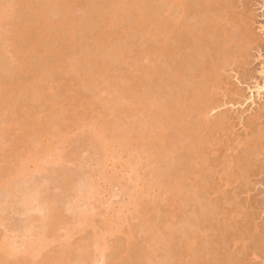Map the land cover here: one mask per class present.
Returning a JSON list of instances; mask_svg holds the SVG:
<instances>
[{"label": "rangeland", "instance_id": "obj_1", "mask_svg": "<svg viewBox=\"0 0 264 264\" xmlns=\"http://www.w3.org/2000/svg\"><path fill=\"white\" fill-rule=\"evenodd\" d=\"M10 1L0 0V81L4 77L2 80L4 82L1 83L3 85H7L14 78L18 82L19 75L12 68H17L20 62L22 65L23 59H25L23 61H29L23 62V65L26 67L29 63L31 68L30 66L25 68L22 65L27 71L30 69L28 74L23 69L25 74L21 75L20 78L29 75L27 78L30 80L31 77L32 80L30 74L34 75L32 72L36 70V62L39 61L40 63L52 56L50 53L48 54L49 58L41 55L42 58L40 59L43 60H40L38 58L39 54L34 53L35 55L31 57L29 54H33V50L27 47L28 44L25 38L22 42L17 38L21 43H18L17 40L12 42L10 38L11 33L14 32V29L18 31L19 25L26 24L30 20V17L32 18V9L33 7L35 8V1L37 0H30L33 3L31 8H27L28 11L26 10V5L23 6L22 0L20 2L14 1L15 4L20 3V5L17 6L16 4L15 8L12 5L13 11L8 10L10 7H7V3L10 5ZM40 1L41 4L47 3V0H44L43 3L42 0ZM62 1L65 2L66 0H60V5H62ZM70 1L73 2V0ZM77 1L79 0H74L76 4H72V7L71 4H68L70 6L68 15L80 21H83L82 18L85 17V21L81 22L82 25L79 27L82 28L79 29L82 31L80 33H84V31V34L87 33V36L84 35V39H89L92 33H95L93 35H97L96 33L105 35L101 36L98 34L102 38L101 42L98 43L102 45L97 44L100 46L99 48H97V45H94L95 49L97 48L98 50L95 51L98 53L96 55L92 53L91 55L95 58L100 53V59H97H104L103 61L107 64V72L104 71L106 77L101 72V74L94 73V70L91 72L87 70L88 73L85 72L83 70L85 64L82 69L83 76H80V79L83 81L79 79L81 84L77 85L78 82L75 80L72 83L70 81L71 78L79 71L78 74L82 73L81 69L79 70L78 68V64L82 63V59H80V62L77 61V66L74 65L73 67L74 63L72 62H76L73 58L75 55L76 57H81L83 51L87 54L90 50H85L86 47L84 49V46L81 47L80 43L72 39H70L71 41L68 39L67 41L66 39L63 41L61 38L60 40L62 41L55 39L56 41H54L58 42V45H62V42L63 45L65 42L67 43V48L64 47L66 44L63 46V55L56 60H53L52 57L49 59L51 62L53 61V64L50 63L51 67L48 68L47 73L42 76L39 82L35 81V76L33 79L36 83L30 80L34 85H31V89H28L30 85H27V87L23 83L24 85L22 86L24 87H21L22 89L18 88L19 91L15 87L17 85H15L14 89L17 90V96L15 95L13 98L6 100V103H3L4 106L0 103V125L2 126L0 127V264H231L229 261L233 260H237V262L233 261L232 264H264V88L260 91L257 89V86L263 84L264 81V0H232L233 6L230 13L233 18L236 17V21L239 23H230L228 28L235 36L240 30H243V32L242 35H238L237 40L230 47L229 55L231 57L228 64L221 70L218 84L211 87V95L215 100L213 105H219L212 110L207 109L205 115L198 114L199 112L192 110L189 111L188 109L185 110V113L180 114L181 108L178 106L176 107L178 110L169 108L166 113L163 112L165 109L161 104L166 103L169 105L171 102L169 97L171 98V96L169 95L167 98V96L163 97L164 95H162V90H164V87H162L164 79L162 69L166 65L154 54L158 48L157 40L139 38V33H142L140 31L133 35L130 33L131 36H129V33H118L119 38H117V32L113 33L114 36H112V31L109 30V34H107L110 37L106 34L108 30L103 33L99 29V27L104 28V25H99V22H103L105 17H100L103 18V20H100L99 17L97 19L94 15H107V12L102 14H99V12H103V7L105 6L109 9L111 3L109 5L107 3L110 0H104V3L106 2L105 5H103V1L100 2L103 6L100 7V4H98L97 7H99L95 9L90 8L88 4L93 0H80V3ZM84 1H86V5L88 4L89 10H87L86 5L82 4ZM94 1L95 3L97 2V0ZM66 2L63 4H66ZM57 3L54 5L57 6ZM43 5L46 7L45 4ZM43 5L42 7L41 5L39 6L43 13L46 12L45 15L48 18L51 20L60 18L58 16L60 12L58 11L61 10L57 9L58 6L55 9L56 6L52 4L53 8L48 4L49 7H46L44 11ZM91 7H93L92 4ZM85 10L87 12L93 10L91 12L93 15L91 24L88 21V17H92V15H87ZM82 15L84 16L80 18ZM86 19L89 24H85L88 26L84 24V22H87ZM98 20L100 21L96 24L95 21ZM89 26L94 27L89 28ZM23 29H19L21 35L22 31L23 35H25L29 33L27 29L30 31L34 28ZM79 30L77 31L78 33ZM38 34L37 36H41ZM77 34H75V37ZM106 35L109 38H106L107 40L105 41ZM78 36L77 38H80V34ZM41 38H36L39 41L43 40L42 42L40 41L41 44L36 42V45L39 44L40 48L44 47L43 50L38 49L40 50V54L45 53L46 49L51 51L46 44V37L41 36ZM84 39L81 40L82 42L89 43H86L87 46L89 45L88 48H94L91 47L90 40L86 41ZM133 40L134 42L135 40H138V42L140 40V42L134 46V43L131 42ZM60 42L61 44H59ZM75 44H78L80 47L77 46L75 48ZM130 44L134 47L131 46L129 51L128 46ZM19 49L22 50L18 51ZM38 50L35 49L34 51L37 52ZM71 50L74 54L70 52ZM20 52L21 57L23 56L21 61H19ZM28 55L31 59H29ZM26 56L28 57L27 59ZM72 56L74 57L72 58ZM94 58L93 60L96 59ZM31 62L32 64H30ZM34 63L35 70L31 71V69H34L32 68ZM71 64L72 66H70ZM39 66L37 65V68ZM86 66L93 69V66ZM168 68L169 66L167 65ZM17 69L16 71L20 70ZM12 70H14L13 73L18 78L16 76L12 78L15 75L13 73L10 77ZM168 70H166V73L168 72L171 75ZM36 73L35 75H37ZM89 73L95 74H90L93 80L88 76L85 78V75ZM8 74L9 76L7 77ZM5 76L7 78L10 77V80H7ZM128 76H132L135 79L131 87L132 89L126 88L127 85H124L123 82V79ZM77 77H74V79ZM168 77L171 79V76H167L165 80ZM16 81L9 84L13 85ZM83 82L85 83L82 84ZM109 82L111 83L109 84ZM186 83H188V80ZM111 84L123 86V89L119 91V89L117 90L118 87H113ZM179 86H170L167 89L169 90L170 88L169 92L171 93L179 91L178 94L180 96H186L184 97L186 98L184 101L185 106L192 105V100L187 94L189 90L186 92ZM71 89L78 92L83 91L84 93L82 94H78L77 92L82 97L86 93L87 97L94 98V95L97 93L100 98L99 100L97 99L96 104L94 103L95 106L94 104L91 105L94 106L93 110L90 106L87 107V105L86 108L89 111H85L84 104L78 102L76 105V100V102L74 101V106H66L64 104L58 112H55V115L54 113L50 115L48 112L50 111V100L55 98V96L56 99L57 96L58 98L62 97L59 96L61 95L60 92L67 95L65 92L70 90L71 93ZM122 91H126L127 94L130 93L128 95L131 99L138 100L139 98V102L141 100L140 105L138 107L132 105L133 110L131 108V110H126L128 108L127 101L121 99V96L117 97L119 92H121L120 95L122 94ZM70 93L68 92L69 99L72 97ZM72 94L75 97L78 96L75 92ZM86 96L84 97L86 98ZM112 97H114L115 106L112 109V113H110V107L105 104L106 100H112ZM69 99L67 98V100ZM70 102H73V100ZM159 103L161 108L159 107ZM104 106H108L109 109H106ZM140 107H143V109H139ZM116 110H120L118 112L120 116H114L117 113ZM120 112L121 114H119ZM47 113L49 114L48 116H46ZM27 114H29L30 118ZM74 114L80 115L78 120V115L75 116ZM32 115H37L42 124H45L43 121H49L48 128L45 130L47 126L44 125L43 128L42 124L40 128L43 131L41 130L40 132H38V127H36L38 129L33 130L28 125L26 128L25 125L27 126V124L25 122H30ZM67 115H69V118H66ZM25 116L30 121H27L28 119L24 121ZM100 116L105 119H101ZM156 116L159 119L166 116L169 128V133H167L170 135L167 140L172 138L175 141L174 144L173 141L168 142L169 147L167 146V149L165 146L162 147L164 149L161 150L164 153L162 154L159 150L161 156L158 152V158L146 155L144 152V150L150 149L151 145L147 144L150 142V135L153 136L156 133V130H154L156 129L154 128L156 123L151 119L156 120L157 123L160 121L159 119V121L157 120ZM201 118L206 119V124L201 123ZM32 119L36 120L35 118ZM102 120H106L107 124L112 121L109 124L114 122L115 126L119 125L117 123V120H119V123H122V127L127 126L126 129H130L131 135L134 132V136L142 134L144 129H150V131L146 130L149 132L146 133L149 136L148 142L146 140L144 141L145 143L140 141L139 144H141L139 145L133 139L134 141H130L133 146L128 145L129 148L126 146V149L123 146L124 148L122 149L116 145L117 142L115 143L114 140H110L107 145L108 148L106 147L107 152L103 148L98 149L102 146H98L90 135L92 134L91 129L101 132V128L105 127ZM37 122L39 121L37 120ZM215 122L219 123L214 126ZM51 123H56L54 124V128ZM55 126L57 128L56 134L50 136V133L47 131H51L50 129L56 130ZM121 126L118 128L123 130L124 128ZM113 128H111L112 131ZM115 129L117 130V127ZM182 130L184 131L183 135ZM108 131L110 132V130ZM151 131L153 134H151ZM185 131L188 132L190 138L193 133V137H196V140H203L211 146L208 149V155L212 159H209L208 163L202 166L205 168H202V170L205 171L201 170V173H206L207 176L212 173L211 177H215L218 173L223 172L224 166L226 168L228 165H231L229 169L233 168L231 172L234 170L238 172L234 171L235 175L227 185H223L216 178L217 176L215 178H207V182L205 183L203 182L205 179L202 176V180L199 177L200 182L198 181L202 189L197 188L201 192H198V194L196 192L197 195L195 194V191H198L197 189L191 192L190 188L195 183L189 184L193 180L189 178L191 174L190 169L187 170L188 163L190 164L191 162L188 161L190 157L183 158V156H179L180 154L186 156L183 152L188 154L189 147L191 146L187 143L189 137H184ZM190 132L192 133L190 134ZM176 134L179 136V139L181 137L185 138L184 142L179 143ZM35 140H38L37 146L35 145ZM143 147H146V149ZM34 148L38 151H48V155L45 156V160L40 163L38 169L33 167L28 158ZM116 149H121L118 157H115V152H110V150H113L117 154ZM49 150H53V152H49ZM196 150L198 149L196 148ZM191 151L195 152V149ZM138 152H141L139 153L141 157L138 156L139 159L135 160V155ZM246 157L248 163L245 161ZM240 160L242 163H245L244 166L247 168L241 164ZM180 161L184 163V169L181 167ZM239 164L244 169H239ZM18 166L24 167V172L20 174L16 173L15 171ZM133 166L136 173L130 169ZM182 174L185 176V178L183 177L184 180L181 178ZM214 174L216 175L214 176ZM129 177L131 181H129ZM134 177L136 179H132ZM176 177L180 181L185 182L183 183L185 189L183 188V192L180 191L179 194L176 187V181H178ZM160 179L161 183L163 182L164 184L162 183L161 185L160 183L158 187V183L156 182L157 180L160 182ZM152 181L155 183L153 184ZM211 181H213L212 185L220 183L223 185L222 188H224L225 194L230 196V201L226 199L227 197L225 198L226 195L212 192L211 188L208 187V185L211 186ZM219 181L220 183H218ZM86 182L90 183L89 185H92V187H89ZM130 182L134 183V189ZM85 183L89 189L86 188ZM203 184L207 186L205 187ZM203 187L206 189L204 190ZM79 189L80 191L82 190L81 196L78 194L80 192L78 191ZM87 189L91 191L88 193ZM128 193L130 194L128 195ZM30 194L32 195L30 196ZM78 195L79 197H77ZM199 195L200 199L198 198ZM83 196L84 198H82ZM27 197H30L29 200ZM32 198L34 201L37 200L36 206ZM25 200L30 201L31 205L29 202L26 204ZM195 200L198 201L195 203ZM32 202L34 203L32 204ZM216 202L219 203V206H222L221 208L219 207V210L215 208L216 205L214 206ZM24 205H28L29 209L34 208V210H29ZM84 205L86 206L84 207ZM79 209L86 210L80 211V213L85 212L87 219L83 216L79 217ZM230 211L231 213H234L232 211L236 212L234 217H229L230 214L228 212ZM201 218H205L206 221L196 226L197 223L195 222L198 221L196 219ZM79 220H81L80 224ZM219 226L225 227V234L219 232L221 229ZM188 239L190 241L193 239L192 244L194 243L190 250L186 247ZM1 246L3 249H1ZM27 246L30 249L27 250ZM24 251L28 254H25ZM24 255L26 258H24ZM228 258L230 259L227 260Z\"/></svg>", "mask_w": 264, "mask_h": 264}, {"label": "bare ground", "instance_id": "obj_2", "mask_svg": "<svg viewBox=\"0 0 264 264\" xmlns=\"http://www.w3.org/2000/svg\"><path fill=\"white\" fill-rule=\"evenodd\" d=\"M12 1V0H11ZM10 1V5L7 3V7H10V8H8V10H12L13 9V7L15 8V5L17 4V6L18 5H20V3H16L15 4V2L14 1H16V0H13L12 2ZM20 2V0H17L16 2ZM33 1V0H32ZM43 1L44 0H42V3H43ZM55 2V3H57V2H59V3H57V6H58V8H57V6L56 5H54L55 3H51V2ZM57 1V2H56ZM47 0V3H43V4H45L46 5V7H49V5H51L53 8H54V6H56L55 7V9L57 8V9H60L61 11H58V12H60V14L58 15V16H60V18H54V19H50V18H48V16H46L45 14H46V12H44L43 13V11H42V9H41V7H42V5L43 4H41V1L40 0H37V1H35V8L33 7V9H32V18L30 17V20L25 24L24 23V25L23 24H21V25H23L22 26V28H20L21 27V25H19V27L16 25V27H18V31H17V34H16V31H15V29H14V32H12L11 34V36H10V38L12 39V42H15L16 40H17V38H18V40H21V42L24 40V38H25V40L27 41L26 43L28 44V46L27 47H29V49L30 50H33V54H29V55H31V57H32V55H35V54H39V59L40 58H42V56L41 55H45L47 58H49L48 57V54L50 53V55L52 54V58H53V60H56L57 58H59L60 56H62L63 55V46L65 47V48H67V43L65 42V44L63 45V42H62V45H58L57 43L58 42H55L56 40L55 39H58L59 41H65V39H66V41H67V39L68 40H70V39H72L73 41H75V42H78V43H80V45H81V47L82 46H84V49H85V47H86V49L85 50H87L88 51V49L90 50V51H88L87 52V54H86V52H84L83 51V55L84 54H86V56H88V57H86V56H84L83 57V55L81 54V53H79V54H81L82 56L80 57H76V55H75V57L77 58H75L74 56H72V58L76 61V62H72V63H74L73 64V67H74V65H76L77 66V61L78 62H80V59H82V63H79L78 65L79 66H81V67H79L78 66V68H79V70L81 69V72L82 73H80V74H78V73H76V75H74L72 78H71V80L70 81H72V83H74V80L76 81V82H78L77 83V85H79V83H80V81H79V79L81 78L80 76H83V70H85V72H87V70H88V72H91V71H93L94 73H103L104 75H105V77H106V73H104V71L105 72H107V64L105 63V61H103V60H98V59H100L99 57L101 56H99V54H98V57H96L95 56V58H94V56L93 55H96L98 52H96V51H98L97 50V48H99L102 44L101 43H98V42H101V40H102V38L101 37H99L101 34L100 33H96L97 35H93V34H95V33H92L91 34V32H89L88 31V33H90L91 35H92V37H91V35L89 36V39L87 38V40L86 39H84L85 37H84V35L85 36H87L86 34H84L85 33V31H84V33H80V31L81 30H79V29H82V28H79L82 24H81V22H83V21H85V17H83L84 15L86 16V14H84V15H82L80 18H82V20L83 21H80V20H76V18H73V17H69L70 15H68V13H69V8H70V6H68V4L70 5L71 4V7L73 6V5H75L76 3L74 2V0H73V2L72 1H70L69 2V0H68V2H66L65 0V2H66V4H63V3H65V2H61V4L62 5H60V0ZM76 1V0H75ZM80 1V0H79ZM79 1H77L78 3H80ZM83 1V0H82ZM90 1V0H89ZM88 1V2H89ZM103 1V2H102ZM108 1V0H107ZM111 1V2H110ZM110 1H108L109 3H107V5H109L110 3V5H109V9H107V6H105V7H103V12L101 11V12H99V11H97V12H99V14L101 13H105V12H107V15L105 14V16H104V14L103 15H96V14H94L95 16H96V18L97 19H99L100 17H105L104 18V20H105V22H104V20H103V18H100V20H103V22H99L100 20H98V21H95V23L96 24H98L97 22H99L100 24L99 25H104V28H102V27H99V29H100V32H103V33H105L107 30H108V32H106V34L108 33L109 34V30L110 31H112L111 32V35L112 36H114L113 35V33H115V32H117L116 33V35L119 33H122V32H124V33H131L132 35L133 34H136V32H138V31H140V32H142V33H139V35H140V37L139 38H142V39H156L157 40V42H158V48H157V50H155V52H154V54L155 55H157V57H159L160 59H161V61H162V63H164L166 66H165V68L164 69H162V73H163V81H162V87H164V90H162V95H164L163 97H166L167 96V98L169 97V95L171 96V98L169 97V99L171 100V102L169 103V102H167V103H169V105L168 104H166V103H164V104H161V105H163V107H164V111L163 112H165L166 113V111L167 110H169V108H171V109H174V110H176L177 108V106L178 107H180L181 108V112H179L180 114H182L183 112L185 113V110L186 109H188L189 111L190 110H192V111H195V112H199L198 114H204L205 115V113H206V111H207V109H209V110H212V109H214V108H217L218 107V105L219 104H215V105H213V103L215 102V100L213 99V97H212V95H211V93H212V86H214V85H217L218 84V81L220 80V74H221V70H222V68L223 67H225L227 64H228V62H229V60H230V55H229V50H230V47L232 46V44L237 40V38H238V35L239 34H241L242 35V32H243V30H240L239 31V33L235 36V34L234 33H232L231 31H230V29L228 28V25L230 24V23H239L238 21H236L237 19H236V17H232V15H231V13H230V10H231V8H232V6H233V4H232V0H110ZM14 2V3H13ZM25 2V3H24ZM36 2H37V4H36ZM39 2V3H38ZM46 2V1H45ZM91 2V3H90ZM88 4H89V7L90 8H96L97 7V5L98 4H100L99 6L100 7H102L103 5H105V3H104V0H97V2L95 3V1L93 0V1H90ZM100 2H102V3H104L103 5H101L102 3H100ZM13 3V4H12ZM31 3V4H30ZM32 3L33 2H31L30 0H22V4H23V6L24 5H26L25 7H26V10L28 11V9L27 8H31V5H32ZM75 3V4H74ZM86 3V1H84V3H82V4H84V5H86L85 4ZM49 4V5H48ZM54 6H53V5ZM73 4V5H72ZM87 4V5H88ZM91 4H92V6L93 7H91ZM156 4V5H155ZM12 5H13V7H12ZM39 5H41V7L39 6ZM83 5V6H84ZM86 5V6H87ZM16 6V8H18ZM22 6V5H21ZM22 6V7H23ZM37 6V7H36ZM40 8H39V7ZM44 6V5H43ZM86 6H84V8H86ZM98 6V7H99ZM157 6V7H156ZM45 6H44V11H45V8H46ZM97 7V8H98ZM24 8V7H23ZM89 8V9H90ZM39 9H41V10H39ZM68 10V12H66L67 10ZM88 9V6H87V10H89ZM107 9V10H106ZM30 10V9H29ZM87 10H85V12H87ZM96 10H99V9H96ZM101 10V9H100ZM105 10V11H104ZM13 11V10H12ZM12 11H10V12H12ZM26 11V12H27ZM93 10H90V11H88V12H90V13H88L87 12V15H90L91 14V12H92ZM15 12V11H14ZM62 12H63V14H62ZM95 13H96V11H94ZM58 14V13H57ZM98 14V13H97ZM64 15V16H63ZM92 15V14H91ZM62 16V17H61ZM94 16V17H95ZM90 17V18H89ZM88 17V21L90 22V24H91V18H93V15H92V17L91 16H89ZM99 17V18H98ZM199 17V18H198ZM73 18V19H72ZM87 18V17H86ZM96 19V20H97ZM33 21V22H32ZM86 21H87V19H86ZM84 22V24L85 23H87V24H89V22ZM23 22V21H22ZM94 23V24H95ZM241 23V22H240ZM83 24V25H84ZM87 24H85V25H87ZM84 25V26H85ZM88 26V25H87ZM87 26H85V27H87ZM23 27H24V29L25 28H30L31 29V27H33L35 30H37V31H35L34 29H31L30 31H31V33H30V31H29V29H27L28 30V32L29 33H27V34H25V35H23V31H22V35H21V33H20V30L21 29H23ZM36 27V28H35ZM92 27H94V26H92ZM92 27H90L89 26V28H92ZM20 29V30H19ZM23 29V30H24ZM242 29V28H241ZM33 30V31H32ZM79 30V33L77 32ZM94 31H96L95 29H93ZM97 30H98V28H97ZM245 30H246V26H245ZM12 31H13V29H12ZM19 32V33H18ZM36 32H38L37 34L38 35H41V36H44V37H46V44H47V46L49 47V49H51V51H52V53H51V51H49L48 49H46L45 50V53H47V54H45V53H43V54H40V50H38L40 47H39V44H37L36 45V42H39L40 44H41V42L43 41V40H40L39 41V39L41 38V36H37V34H34V33H36ZM82 32V31H81ZM78 33V34H77ZM31 34V35H30ZM75 34H77L76 35V37H75ZM80 34V38H77V36ZM81 34H83L82 35V37H81ZM98 34H100L99 36H98ZM107 34V35H108ZM131 34L129 35V36H131ZM21 35V36H20ZM32 35H35V36H33L32 37ZM89 35V34H88ZM103 36H105L104 34H102ZM101 35V36H102ZM107 35H106V37H105V41L107 40L106 38H109V37H107ZM115 35V36H116ZM108 36H110V35H108ZM119 35H117L116 37L117 38H119L118 37ZM37 37H39V39H36ZM63 37H64V39H63ZM66 37V38H65ZM68 37V38H67ZM79 37V36H78ZM111 37V36H110ZM60 38L62 39V40H60ZM78 40H77V39ZM136 38H138V37H136ZM42 39V38H41ZM76 39V40H75ZM84 39V40H86V41H88V40H90V44H91V47H94V48H88V46H87V44L86 43H88V42H82V40ZM17 40V41H18ZM38 40V41H37ZM55 40V41H54ZM71 41V40H70ZM12 42H10L12 45H13V43ZM20 41H18V43H21ZM131 42H133L134 44V46L135 45H137L139 42H140V40H139V42H138V40H135V42H134V40L133 41H131ZM59 44H61V42L59 43ZM89 44V43H88ZM97 44H99V45H97ZM11 45V46H12ZM76 46H75V48H77V46H79L78 44H75ZM94 45H97L98 47L95 49V46ZM133 45H131L130 44V46H128V50L130 51V47L132 46V47H134ZM10 46V45H9ZM16 46V45H15ZM18 46H20V45H18ZM38 47V48H36V47ZM41 46V45H40ZM43 46H44V44H43ZM72 46L74 47V45L72 44ZM35 47V48H34ZM80 47V46H79ZM17 48V47H16ZM19 48H21V46L19 47ZM44 48V47H43ZM43 48H40L41 50H43ZM127 48V47H126ZM38 50L37 52H35L34 50ZM72 49V48H71ZM94 49V50H93ZM22 49H19L18 51H21ZM29 50V51H30ZM77 50V49H76ZM96 50V51H95ZM91 51H93V52H91ZM95 51V52H94ZM23 52V51H22ZM71 53H73L72 52V50L70 51ZM78 52V51H77ZM79 52H81V51H79ZM100 52V51H99ZM26 53V52H25ZM25 53H24V55H25ZM29 53H31V52H29ZM35 53V54H34ZM93 53V55H91ZM20 54V56H19V61H21V59H23V56L21 57V52L19 53ZM74 54V53H73ZM23 55V54H22ZM28 55V57H29V59H31L30 58V56ZM41 56V57H40ZM44 56V57H45ZM91 56H93V58L95 59V60H93V58H91ZM123 56V55H122ZM27 56H26V59L28 58ZM50 57V58H51ZM83 57V58H82ZM49 58V59H50ZM78 58H79V60H78ZM98 58V59H97ZM43 60V59H40V60H43V61H41L40 63H39V61H37L36 62V66H35V63H34V65H32L33 67L32 68H34V66L36 67V70H35V68L34 69H31V71L32 70H35L34 72H32V73H34V75L33 74H30V76H32V80H31V77H30V80L33 82L34 81V79H33V77L35 76V81H40V79H42V76H44L46 73H47V71H48V68H50L51 67V64H53L50 60ZM72 59V60H73ZM88 59H90V60H92V61H90V60H88ZM102 59V58H101ZM23 60H25V59H23ZM22 60V65H23V62H29V61H23ZM97 60V61H96ZM16 62H18V61H16ZM34 62V61H33ZM83 62H86V63H83ZM88 62H90L89 64H88ZM93 62V63H92ZM21 63V62H20ZM18 64V67H19V69L21 70V68L24 66H22L21 64ZM51 63V64H50ZM17 64V63H16ZM30 64H32V62L30 63ZM82 64V65H81ZM89 65V67H91V66H93L92 68L93 69H90V68H88V66H86V65ZM92 64V65H91ZM37 65L39 66L38 68H37ZM83 65H85L84 66V69H83ZM167 65L169 66V70L167 69ZM20 66H21V68H20ZM30 66V68H31V65H29V63H28V65H26V67H29ZM70 66H72V64L70 65ZM16 67H17V65H16ZM17 67V68H18ZM25 67V66H24ZM22 68V70L20 71L19 69H17V68H15V67H13L12 69H14L15 70V73L17 72L18 73V75H19V79H17L18 80V82L15 80L16 78H14V76H16L17 77V73L15 74V73H13V71L14 70H12L11 71V75H10V77L12 76V73L13 74H15V75H13L12 76V78H14V79H11V80H13L12 82H14V81H16L15 83H13V85L12 84H9L10 82H11V80L9 79V78H7L8 76H9V74L7 75V77L5 76V78H7V80H10V82H8L7 83V85H3V84H1V83H3L4 81H2L3 79H4V77H3V79L0 81V103H6V100H8V99H10V98H13L15 95L17 96V90H15L14 89V86L15 85H17V86H15L16 87V89H18V88H20V89H22L24 86H27V85H30L29 87H28V89H31L30 87H32L31 85H33V83L32 82H30V80H29V78H27L29 75H27L26 77H24L23 76V78H20L21 77V75H23V74H25L24 72L25 71H27L25 68ZM73 67H71V68H73ZM29 68V69H30ZM88 68V69H87ZM16 69L17 70H19V71H16ZM23 69H25V71L23 70ZM28 69V68H27ZM29 69H28V71H29ZM74 69V68H73ZM83 69V70H82ZM90 69V70H89ZM168 70V71H170V74L171 75H169V73L167 72L166 73V70ZM38 70V71H37ZM26 72V74H28L29 72ZM78 71V70H77ZM20 72V73H19ZM37 72V73H36ZM87 72V73H88ZM22 73V74H21ZM35 73L37 74V75H35ZM94 73H89L88 75H85V78L88 76V77H91L92 78V75L94 74ZM100 73V74H101ZM86 74V73H85ZM90 74H92V75H90ZM102 74V76H104ZM149 74V73H148ZM166 74V75H165ZM168 74V75H167ZM77 75H79L78 77H77ZM95 75V74H94ZM165 75V76H164ZM167 76H171V79H169V77H168V79L166 78V80H165V77H167ZM74 77H77L78 78V81H77V78L76 79H74ZM18 78V77H17ZM82 79H83V77H82ZM89 79V78H88ZM7 80H5L6 82H7ZM81 80V79H80ZM92 80H93V78H92ZM91 80V81H92ZM135 79H134V77H132V76H128V77H125L124 79H123V82H124V85L126 84L127 86H126V88H131L132 86H133V84H134V81ZM187 82V80H188V83H186L185 81ZM34 81V83H36ZM81 81H83V80H81ZM183 81H184V83H185V85H184V83H183ZM11 82V83H12ZM76 82H75V84H76ZM164 82V83H163ZM165 82H166V85H168V86H166L165 85ZM25 85H24V84ZM71 83V84H72ZM85 82H83L82 84H84ZM111 82H109V84H110ZM168 83V84H167ZM5 84V83H4ZM69 84H70V82H69ZM81 84V83H80ZM108 84V85H109ZM116 84V83H115ZM115 84H111L113 87L114 86H116ZM183 84V85H182ZM9 85V86H8ZM12 85V86H11ZM22 85H24V86H22ZM36 85V84H35ZM110 85V86H111ZM118 85V84H117ZM176 85V87L177 86H181V88L182 89H184V91H186L187 92V90H189L188 91V97L192 100V105H190V106H185V104H184V101H185V99L186 98H184V97H186V96H184V97H182V96H180L179 94H178V92L179 91H173V93H171V92H169V90H170V88H169V90L167 89V87H170V86H172V87H174ZM34 86V85H33ZM85 86V85H84ZM179 86V87H180ZM22 87V88H21ZM113 87H111V88H113ZM116 87H118L117 88V90L119 89V91L120 90H122L123 89V86L121 87V86H116ZM125 87V86H124ZM166 87V88H165ZM105 88V87H104ZM125 88V89H126ZM264 88V81H263V84H261V85H258L257 86V89H258V91H260V90H262ZM66 89H67V87H66ZM65 89V90H66ZM116 89V88H115ZM132 89V88H131ZM19 90V89H18ZM72 90V92L70 93V90H67L65 93H67V95L66 94H64V93H62V92H60L61 93V95H59V96H62V97H59L58 98V96H57V99H56V96H55V98H52L51 100H50V103H49V105H50V111H48L49 113H50V115L52 114V113H54V115H55V112H58V110L61 108V107H63L64 106V104L66 105V106H74L75 104V102H76V100H77V102H76V105H77V103L79 102L80 104H84V106H85V111H89V109L88 108H86V106L87 107H89L90 106V108L93 110V107L95 106V104H96V102L99 100V98H100V96H98V94L96 93V95H94L95 97L94 98H90V97H87L85 94H84V96H86V98L83 96H81V95H78L79 93L80 94H82V93H84L83 91L82 92H78V91H74V89H71ZM20 91V90H19ZM164 91H166V92H164ZM68 92L71 94V99L73 100V102H70V101H72L71 99H69L70 98V96H69V94H68ZM73 92H75V94L76 95H78V96H76L75 97V95H73L72 93ZM77 92H78V94H77ZM102 92V91H101ZM114 92V91H113ZM112 92V93H113ZM127 92H128V90H127ZM127 92L125 91H122V94L120 95V93L121 92H119V95H118V93H117V95H116V93H115V95L117 96V97H120L121 96V99H123V100H125V101H127L126 103H128V108H126V110H128V109H132V105H135L136 107H138V105H140V103H141V100H140V102H139V98H138V100H135V99H131V98H129V95L128 94H130V93H128L127 94ZM259 93V92H258ZM59 94V93H58ZM165 94H167V95H165ZM88 95V94H87ZM90 96V95H89ZM114 96V95H113ZM82 97V98H81ZM67 98L69 99V100H67ZM75 98H77V99H75ZM113 99L112 100H109V101H107L106 100V104L105 105H108L109 107H110V109H111V111H110V113H112V109H114V106H115V101H114V97H112ZM166 98V99H167ZM45 99V98H44ZM55 99V100H54ZM75 99V100H74ZM78 99H80L79 101H78ZM98 99V100H97ZM108 99H111V98H108ZM168 99V101H170ZM116 100V99H115ZM45 102H46V99L44 100ZM75 101V102H74ZM95 101V102H94ZM82 102V103H81ZM84 102V103H83ZM95 103V104H94ZM94 104V106H91V105H93ZM104 104V103H103ZM222 104H224V103H222ZM79 105V104H78ZM117 105V104H116ZM2 106H4V104L2 105ZM83 106V105H82ZM83 106V107H84ZM108 106L106 107V106H104V107H106V109L108 108ZM118 106V105H117ZM185 108H184V107ZM144 107V106H143ZM143 107H140L139 109H143ZM159 107H160V103H159ZM158 107V108H159ZM161 108V107H160ZM52 109V110H51ZM86 109H88V110H86ZM109 109V108H108ZM117 109H119L118 107H117ZM130 109V110H131ZM129 110V111H130ZM133 110V109H132ZM178 110V109H177ZM208 110V111H209ZM116 111H117V113H116ZM115 111V113L116 114H114V112H113V114H114V116L115 115H118V112L120 111V110H116ZM162 111V110H161ZM91 112V111H90ZM84 113V112H83ZM30 114V113H29ZM29 114H27V116L29 117ZM119 114H121V112L119 113ZM149 114H151V113H149ZM49 114L47 113V115L46 116H48ZM75 116H77L78 114H74ZM73 115V116H74ZM105 115V114H104ZM103 115V116H104ZM148 115V114H147ZM156 115V114H155ZM27 116H25L26 117V119H25V117H24V121L25 120H27L28 118H27ZM99 116V115H98ZM98 116H96V117H98ZM102 116V117H103ZM114 116H112V117H114ZM118 116H120V115H118ZM150 116H152V115H150ZM79 117H80V115H78L77 116V120L79 119ZM95 117V116H94ZM111 117V116H110ZM121 117H122V115H121ZM144 117V116H143ZM161 117V116H160ZM30 118V117H29ZM32 118H37V115H32V117H31V121L28 119L27 121H30V122H25L26 124H27V126L25 125V127L27 128L28 127V125H29V127L30 128H32L33 130H35V129H38V132H40L41 130H42V128H40V126H42L43 125V128H44V125L45 126H47V127H45V130H46V128H48V122L49 121H43V123L45 122V124H42V121H40V118L38 117L36 120H34V119H32ZM66 118H69V115H67V117ZM93 118V117H92ZM100 118H101V116H100ZM104 118V117H103ZM103 118H101V119H103ZM123 118V117H122ZM150 118H154V117H150ZM156 118H157V116H156ZM155 118V119H156ZM162 118V119H161ZM160 119L159 118H157V120L159 121L158 123L156 122V120H154V119H151L152 121H154L155 123H156V125H155V127L154 128H156V129H154V130H156V133L152 136V135H150L151 136V138H150V142L149 143H147L148 145L150 144L151 146H150V149H148V150H144V152H145V154L146 155H149V156H151V157H159V155L161 156V154H160V152H159V150L161 151V153L163 154L164 152H162V150L161 149H164V148H162V147H166V149H167V146L169 145L168 144V142H171V141H173V139L172 138H170V140H167L168 139V136L170 137V135H168V130H169V128H168V125H167V120H166V116H164V117H161ZM20 119V118H19ZM23 119V118H22ZM21 119V120H22ZM94 119V118H93ZM105 119V118H104ZM110 119H113V118H110ZM114 119H115V117H114ZM117 119H118V117H117ZM145 119V118H144ZM148 119H149V117H148ZM147 119V120H148ZM20 120V121H21ZM37 120L40 122V124H39V122H37ZM121 120V119H120ZM150 120V121H151ZM220 120H222V119H220ZM105 121V122H104ZM102 120V123L105 125V127H102L101 128V132H97V131H95L94 129H91L92 130V134L90 133V131H89V133L91 134L90 136L94 139V141H96V144L98 145V146H102V147H100V148H98V149H102L103 148V150H106V152H107V145H108V143L110 142V140H114L115 141V143L117 142V144L116 145H118V147L120 148H124L125 147V149H126V146H127V148H129L128 147V145H132L131 143H130V141H132L133 139L135 140V142L137 143V144H139V142L141 141H145L146 140V142H148V139H149V136H148V134H146L148 131H150V129H144L143 130V132L144 131H146V130H148V131H146V132H142V134H138V135H135L134 136V132L132 133V135H131V132H130V129H126V127L127 126H121L122 125V123L120 124L119 123V120H117L118 122V124L122 127V128H124L123 130H120L118 127H120L119 125L118 126H115L113 123L112 124H109V123H111V122H108V124L106 123L107 121L106 120ZM129 121V120H128ZM149 121V120H148ZM200 121H201V123L202 124H206V119L205 118H201L200 119ZM36 122H37V124H36ZM47 122V123H46ZM217 123H219V122H215V125L214 126H216L217 125ZM42 124V125H41ZM47 124V125H46ZM52 125H53V128H54V124H56V123H51ZM38 125V126H37ZM117 125V124H116ZM115 126V127H114ZM0 127H2L1 125H0ZM36 127H38V128H36ZM58 127V126H57ZM114 127V128H113ZM117 127V130L115 129ZM55 128H56V126H55ZM111 128H113V131H115V132H113L112 131V129ZM134 128V127H133ZM148 128V127H147ZM150 128V127H149ZM168 128V129H167ZM135 129V128H134ZM133 129V130H134ZM2 130H3V128H2ZM51 131H47V132H49L50 133V136H54L56 133V131H57V128H56V130H53V129H50ZM108 130H110V132L108 131ZM177 130H179V129H177ZM185 130V129H184ZM4 131V130H3ZM43 131V130H42ZM35 132V131H34ZM130 132V133H129ZM152 132V131H151ZM150 132V133H151ZM168 132V133H167ZM182 132V135L184 134V131L182 130L181 131ZM137 133H139V132H137ZM149 133V132H148ZM192 132H190V134H191ZM151 134H153V132L151 133ZM131 135V136H130ZM187 135V136H186ZM176 136H177V134H176ZM191 138H190V135L188 134V132H186L185 131V136L184 137H189V140H191V141H187V143L188 144H190L191 146L189 147V151H188V149H187V151H188V154H186V152H183L186 156H184L183 154H180L179 156H183V158L184 157H190V159L188 160L189 162H190V164L188 163V165L190 166H188V168H187V170L188 169H190V172H191V174H190V176L189 175H187V176H189V178H191V180L193 181H191L189 184L190 185H192L193 183H195V184H193L192 186V188H190L191 189V192L192 191H195L197 188L199 189V188H201L202 189V187L200 186V184H199V180H200V178L202 177L203 179H205V181H203V182H207V178L208 179H210V177H211V175H213L212 173H211V175H209V176H207V174L206 173H201V170H202V166H204V165H206L207 163H208V161H209V159H212L209 155H208V149H210L211 148V146H210V144L209 143H205L203 140L201 141V140H199V139H195L196 137H193L194 135H193V133L191 134ZM178 137V142L180 143H182V142H184V139L185 138H182L181 136V138L179 139V136H177ZM182 139V140H181ZM193 139V140H192ZM133 140V141H134ZM175 140V139H174ZM181 140V141H180ZM142 142V143H143ZM174 142L175 141H173V144H174ZM176 142H177V140H176ZM261 142V141H260ZM130 143V144H129ZM145 143V142H144ZM262 143V142H261ZM260 143V144H261ZM141 144V143H140ZM139 144V145H140ZM35 145L37 146L38 145V140H35ZM35 146V147H36ZM124 146V147H123ZM133 146V145H132ZM137 146V145H136ZM189 146V145H188ZM263 146V145H262ZM107 147V148H106ZM118 147H116V148H118ZM169 147V146H168ZM104 148H106V149H104ZM115 148V147H114ZM144 148V147H143ZM196 148L198 149V150H196ZM38 149V148H37ZM133 149V148H132ZM144 149H146V147L144 148ZM185 149V148H184ZM193 149H195V152L194 151H191V150H193ZM200 149V150H199ZM117 150V149H116ZM121 150V149H120ZM120 150L118 149L117 150V154H116V151H111L110 150V152H115V157L117 156H119V154L121 153L120 152ZM141 150V149H140ZM32 153L31 154H29V156H28V158H29V161L31 162V164L33 165V167L35 168V169H38V167H39V165H40V163L41 162H43L44 160H45V156L46 155H48V151L47 150H43V151H38V150H36L35 148L34 149H32ZM124 151V150H123ZM129 151H130V149H129ZM134 151V150H133ZM168 151V150H167ZM197 151H199V152H197ZM49 152H53V150H49ZM158 152H159V155H158ZM103 153V152H102ZM101 153V154H102ZM105 153V152H104ZM131 153V152H130ZM139 153H141V152H138L134 157H135V160H138L139 158H138V156H139ZM167 153V152H166ZM197 153V154H196ZM106 154V153H105ZM190 154V155H189ZM113 155V156H114ZM158 155V156H157ZM187 155H189V156H187ZM242 155V154H241ZM241 155H240V158H241ZM106 157V156H105ZM105 157H104V159H105ZM108 157V156H107ZM139 157H141V155L139 156ZM243 157V156H242ZM59 158V157H58ZM163 158H164V155H163ZM240 158H238V159H240ZM159 159H161V158H159ZM242 159V158H241ZM243 159H244V157H243ZM103 161H106V160H103ZM113 161V160H112ZM116 161H117V159H116ZM181 161H182V159H181ZM180 161V162H181ZM186 161V160H185ZM243 162H244V160H242ZM247 163H248V161H247V157H246V160H245ZM183 162V161H182ZM181 162V167H183V169H184V163H182ZM187 162V161H186ZM240 162H241V160H240ZM241 164L244 166V164L245 163H242L241 162ZM241 164H239L238 165V167H239V169L240 168H243L244 169V167L245 168H247L246 166H244V167H242V165ZM132 165V164H131ZM131 165H129V166H131ZM186 165H187V163H186ZM246 165H248V164H246ZM231 166V165H230ZM229 165L228 166H226V168H225V166H224V170H223V172H220V173H218L217 175L216 174H214V176L216 177V178H218L222 183H223V185H227L228 184V182L230 181V179L231 178H233V176L235 175V172L236 173H238L236 170H234V171H232L231 172V170L233 169L232 167L229 169V167H230ZM20 167V168H19ZM134 167V166H133ZM133 167H130V169H132L133 171L135 170V167L133 168ZM151 167V166H150ZM237 167V168H238ZM207 168V167H206ZM151 169V168H150ZM181 169V168H180ZM203 169H205V168H203ZM132 170H131V172H132ZM187 170H186V172H187ZM207 170V169H206ZM182 171V170H181ZM203 172L205 171V170H202ZM16 173H22V172H24V167H22V166H18V168H16V171H15ZM213 172V171H212ZM240 172H241V170H240ZM134 173H136L135 171H134ZM146 173H147V171H146ZM243 173V172H242ZM242 173H240V174H242ZM133 174V173H132ZM131 174V175H132ZM184 174V173H183ZM181 175V178H182V180H184L183 179V177L185 178V176L184 175ZM202 174V175H201ZM151 175V174H150ZM134 176V175H133ZM132 176V177H133ZM186 176V178H188ZM136 177V176H135ZM132 178V179H136V178ZM200 177V178H199ZM213 177V176H212ZM211 177V178H212ZM215 177H213V178H215ZM130 178V177H129ZM128 178V179H129ZM147 178V177H146ZM177 179L176 180H178V181H176V187H177V192H178V194L180 193V191H182L183 192V188L185 189V186H183V183H185V182H182V181H180L179 179H178V177H176ZM199 178V179H198ZM202 178H201V180H202ZM138 179V178H137ZM158 179V178H157ZM195 179H198V180H196V181H194ZM87 180V179H86ZM89 180V179H88ZM152 180L154 181V179L152 178ZM159 180V179H158ZM158 180H157V182L156 183H158V187L160 186L159 184L161 183V179H160V182H158ZM188 180V179H187ZM82 181V180H81ZM129 181H131V178H130V180ZM149 181V180H148ZM152 181V182H153ZM162 181H163V179H162ZM190 181V180H189ZM199 181V182H198ZM220 181L218 182V183H220ZM90 182H92V181H90ZM138 182V181H137ZM136 182V183H137ZM212 182L213 181H211L210 183H211V186L210 185H208V187L209 188H211V190H212V192L213 193H215V192H218V193H220L221 195H226L225 193V191H224V188H222V184L220 183V184H213L212 185ZM81 183V182H80ZM84 183V182H83ZM87 183V182H86ZM85 183V184H86ZM130 183H132V182H130ZM155 182H153V184H154ZM163 183V182H162ZM162 183H161V185H162ZM209 183V182H208ZM88 184V183H87ZM87 184L85 185L86 186V188H88L87 187ZM90 184V183H89ZM88 184V186L89 187H92V185L90 186ZM99 184V183H98ZM134 183H132L131 184V186L133 187L134 185H133ZM152 184V185H153ZM164 184V183H163ZM77 185H79V184H77ZM76 185V186H77ZM93 185H94V183H93ZM142 185V184H141ZM204 185V184H203ZM221 185V186H220ZM85 186H83L84 188H85ZM140 186V185H139ZM148 186V185H147ZM155 186V185H154ZM196 186V187H195ZM205 186V185H204ZM207 186V185H206ZM205 186V187H206ZM79 187V186H78ZM80 187H82V186H80ZM136 187V186H135ZM191 187V186H190ZM205 187H203V189L205 190L206 188ZM207 187V188H208ZM140 188H141V186H140ZM142 188H144V187H142ZM89 189V188H88ZM87 189V190H88ZM91 189V188H90ZM133 189H134V187H133ZM132 189V190H133ZM139 189V188H138ZM190 189H189V191H190ZM197 189V190H198ZM77 190V189H76ZM92 190V189H91ZM91 190H88V193L91 191ZM98 190V189H97ZM96 190V191H97ZM140 190V189H139ZM78 191H80V189L78 190ZM82 191V190H81ZM81 191L78 193V192H76V193H78V194H80L81 193ZM196 192H197V194H198V192L200 193L201 191H195V194H196ZM75 193V194H76ZM85 193V195H86V191L84 192ZM87 193V194H88ZM82 194V193H81ZM81 194H80V196H81ZM92 194V193H91ZM96 194V193H95ZM130 193H128V195H129ZM191 194V193H190ZM196 194V195H197ZM202 194V193H201ZM29 195V194H28ZM32 194H30V196H31ZM35 195V194H34ZM228 195V194H227ZM225 196V198L228 200L229 199V201H230V196L228 195V196ZM132 196V195H131ZM191 196V195H190ZM192 196H193V194H192ZM34 197H36V196H34ZM33 197V198H34ZM77 197H79V195L77 196ZM87 198H88V196H86ZM188 197V196H187ZM194 197V196H193ZM229 197V198H228ZM30 198V197H29ZM29 198L27 197V199L29 200ZM32 198V199H33ZM37 198V197H36ZM82 198H84V196L82 197ZM192 198V197H191ZM199 199L201 198L200 197V195H199V197H198ZM131 199V198H130ZM133 199H135V198H133ZM188 199H189V197H188ZM195 199V198H194ZM28 200H25L26 201V204H27V202H29L30 203V205H31V202L30 201H28ZM31 200V199H30ZM193 200V199H192ZM191 200V201H192ZM25 201H24V203H25ZM33 201H34V199H33ZM37 201V200H36ZM36 201H34V202H32V204L34 203L35 204V206H36V203H38V202H36ZM190 201V202H191ZM198 201V200H197ZM196 200H195V203L197 202ZM194 202V201H193ZM22 204V203H21ZM40 204V203H39ZM218 204V205H217ZM29 205V204H28ZM28 205H24V206H27V208L29 209V206ZM216 205V206H215ZM33 206V205H32ZM86 205H84V207H85ZM214 206H215V208L216 209H220L222 206H219V203H215L214 204ZM23 207V206H22ZM34 207V206H33ZM72 207V206H71ZM83 207V208H84ZM220 207V208H219ZM25 208V207H24ZM70 208V207H69ZM82 208V207H81ZM26 209V208H25ZM86 209V208H85ZM90 209V208H89ZM29 210H34V208L32 209H29ZM28 210V211H29ZM37 210H39V209H37ZM27 211V210H26ZM80 211H86V210H80L79 209V212H78V215H79V217L80 216H83V217H85V212H81L80 213ZM88 211V210H87ZM89 211H91V210H89ZM136 211V210H135ZM136 212H138V211H136ZM135 212V213H136ZM139 212H140V210H139ZM232 212H234V213H231V211L230 212H228V214H230L229 215V217H234V215H235V211H232ZM80 213V214H79ZM83 213V214H82ZM91 214V213H90ZM78 215H77V217H78ZM87 216V215H86ZM149 217H152V216H149ZM86 218V217H85ZM155 218V217H154ZM83 219V218H82ZM87 219V218H86ZM149 219H151V218H149ZM153 219V218H152ZM196 220H198L197 222H195V223H197V225L196 226H198V225H200L202 222H204V221H206L205 220V218H201V219H196ZM77 221H78V219H77ZM80 222H79V224L81 223V220H79ZM152 221H154V220H152ZM84 222V221H83ZM82 222V223H83ZM150 222V221H149ZM194 223V222H193ZM194 226V225H193ZM219 227H221V229L220 228H218V229H220L219 230V232L221 233V234H225L224 232H226V230H225V227L224 226H219ZM222 227H224V228H222ZM222 230V231H221ZM225 230V231H224ZM192 234V233H191ZM130 235V234H129ZM241 236V235H240ZM239 236V237H240ZM193 240V239H192ZM192 240L190 241L189 239H188V243H187V245H186V247H187V249H191L192 248V246H193V244H192ZM3 245V244H2ZM7 245V244H6ZM9 246V245H8ZM1 249H3V247L1 246ZM10 249V248H9ZM27 250L28 249H30L28 246H27V248H26ZM212 249V248H211ZM26 250V252H28ZM3 252H4V250H3ZM25 251H24V253L25 254H28V253H26ZM32 253V252H31ZM212 253V252H211ZM25 256V255H24ZM24 258H26V256L24 257ZM230 258H228L227 260H229ZM233 261H236L237 262V260H233ZM233 261H229V262H231V264H232V262ZM26 264V263H25Z\"/></svg>", "mask_w": 264, "mask_h": 264}]
</instances>
